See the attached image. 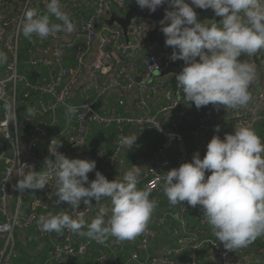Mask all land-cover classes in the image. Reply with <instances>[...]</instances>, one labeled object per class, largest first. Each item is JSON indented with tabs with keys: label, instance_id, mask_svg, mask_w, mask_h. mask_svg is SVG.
Wrapping results in <instances>:
<instances>
[{
	"label": "clouds",
	"instance_id": "9594fccd",
	"mask_svg": "<svg viewBox=\"0 0 264 264\" xmlns=\"http://www.w3.org/2000/svg\"><path fill=\"white\" fill-rule=\"evenodd\" d=\"M135 2L141 10L146 8L150 13L165 4L171 9H166L160 24L165 45L173 49L170 59L184 62L182 71L175 77L177 88L183 90L184 101L194 103L197 109L210 104L217 109L233 110L247 106L256 67L240 57H251L264 50V0ZM45 3L43 13L36 8L24 12L20 29L25 38L46 39L75 31L76 25L61 0H45ZM193 5L201 10L212 9L220 18L219 23L199 22ZM52 17L61 23H53ZM6 62L7 55L0 52V64ZM76 111L68 106L66 114L72 116ZM215 131H220L219 126ZM137 137L121 136L119 144L129 150ZM60 147L61 143L51 141L49 153L55 162L45 159L47 171L32 170L25 174L22 168L18 170L17 175L23 177L17 183L18 189L21 192L44 189L54 175L58 204L64 202L75 209L83 203L90 208L94 200L99 209L91 222L85 219L84 212L75 218L63 211L49 214L40 218L41 230L61 233L67 229L101 243L109 237L123 242L141 235L157 207V201L149 198L150 191L137 186L143 168L132 165L122 179L112 181L96 171L95 179L89 181L88 174L96 169V162L70 159L58 151ZM157 180L163 181L171 205L186 201L189 206H200L204 221L226 249L248 247L264 236V141L250 125L236 124L234 132L226 133L223 138L214 135L202 159L196 152L191 162L182 163ZM102 199L109 203L100 205Z\"/></svg>",
	"mask_w": 264,
	"mask_h": 264
},
{
	"label": "built area",
	"instance_id": "2783aa9c",
	"mask_svg": "<svg viewBox=\"0 0 264 264\" xmlns=\"http://www.w3.org/2000/svg\"><path fill=\"white\" fill-rule=\"evenodd\" d=\"M117 0H97V15L88 19L85 18H71L76 25L74 32L70 34L58 33L54 36H49L46 39L39 38L42 41H52L54 47L43 48L34 53V59L30 61V64L39 67L45 66L52 70L53 77L51 81L45 87H37L35 91L40 95H49L52 100L46 101L43 97L38 98L37 103L32 106L34 112L40 115L54 111L57 106H66L68 108L69 100L76 94L78 88L82 86L85 92L99 90L101 86V80L105 76H112V87H122L128 91H134L136 89V99L141 100L142 106H146L147 102L152 98L158 97L161 93L164 94L168 104L161 109V113L171 114L175 111H181L182 115H185L184 105L185 101L177 95L170 88V80L165 78L163 74L165 71L171 68L173 64H178L183 67V61L173 62L170 57L173 49L169 47L163 50L159 42L145 43V41L151 37L154 33L157 23L151 20L136 19L132 22L129 28V40L127 43H122L124 33L121 29H116L105 24L104 26H98V20L100 17H104L107 20L108 13H110L111 6ZM127 5H120L122 11H126L138 6L135 0H125ZM1 4L8 7V3L0 0ZM82 0H67L66 6L73 10H78L81 6ZM190 3V0H186ZM33 0H28L26 9L31 8ZM167 5V4H165ZM163 5V6H165ZM168 6V5H167ZM162 7V6H160ZM169 7V6H168ZM197 12L198 21L204 22L206 16L213 12L212 9L201 10L195 8ZM128 10V11H129ZM24 12L20 15L19 22L14 25V20L6 18L0 26V41L6 42L10 46V51L13 56L12 61L8 64V76L4 79H0V104L5 109V119L0 122V137L6 140L14 150L15 158L12 161H8L4 158H0V165L10 163V167L6 170V178L0 185V214L6 218V221L0 223V240L5 242V247L0 254V264H13V248L15 245V231L16 230H28L32 227H36L43 238H47L50 243L54 244L55 253L53 260L59 262V264H66L69 260H74L80 257H85L93 245H98L106 249H112V245L108 243V239L104 242L95 241L91 243H75L73 240V234L70 230H66V244L56 245V233L42 231L39 226L40 217L36 212L22 215L20 207L12 214L10 212L11 204V183L14 175H17L18 170L22 168V171L27 174L32 170L39 172L40 164L36 161L37 152L39 149L41 138L45 135L43 132L39 137L35 138L28 144H24L18 138V121L15 117V111L17 109L16 104V87L18 84L25 81V78L18 73V42L20 38V25L24 18ZM126 15V14H125ZM125 15L119 14L124 17ZM210 16V15H209ZM207 17V23L214 22ZM14 29H13V27ZM10 33V34H9ZM81 38L84 45L77 44V40ZM98 47V52L95 54L93 49ZM142 51L150 52L149 56L144 61V81L142 84L136 85V75L139 74L140 68L137 67L136 61ZM67 52H72V57L76 62V67L69 69L64 65L65 55ZM52 54V55H50ZM245 61L252 63L256 67V78L252 85H250L249 91H255L251 95V100L246 107L240 108L237 111L232 110L227 113L226 119L229 122V126L222 127L219 124L220 130L231 129L234 131L235 125L244 123L250 125L252 128L260 121L264 122V50L259 51L254 56H247ZM58 67L60 70H58ZM119 67V68H118ZM85 69H89L91 72L90 82L83 84V73ZM113 81L115 85L113 86ZM10 85L14 87V94L10 91ZM124 85V86H123ZM123 104V102H121ZM8 105V107H6ZM194 105V103H193ZM75 116L77 118V133L78 137L70 136L69 141L73 145L79 144L83 138L82 135L87 131L89 125H101L104 127H111L114 123H123L124 119L120 118L116 110H114L109 116L102 117L95 110V102L91 99L83 105L76 106ZM214 121V117L210 114H199V125L201 129L208 123ZM139 122V121H138ZM143 123L152 125L160 134L166 135L169 139L170 145L176 150L175 160L159 157L165 153L164 149H160L154 153L156 162L151 165H147V160L141 157L138 161V165H142L143 168L141 175L138 177V184L145 183L146 188L151 192H157L162 194L163 181L157 180L158 176H163L168 171L179 168L182 163L189 162L193 157L190 153L188 142L184 135L178 130L173 134H167L164 130L162 123L156 118L147 117ZM174 124L179 125L178 120H174ZM199 132V131H198ZM196 132V134H198ZM80 139V140H78ZM124 148L121 147L119 142L116 143L115 152L107 154L104 151L96 150V158L105 163H116L122 154ZM200 156L202 157V153ZM27 158V162H23L22 158ZM53 160L51 155H47L44 158ZM54 162V160H53ZM18 176V175H17ZM23 177L18 176V180ZM50 186V187H49ZM55 187L54 192L49 194L44 202L40 204V207L44 210H50L53 207H63L64 203H57L58 196H56L57 185L55 183L54 175L49 178V185L47 188ZM20 198L25 199L26 193L19 192ZM192 206H189L187 202H182L180 213L172 215L175 221L180 223L179 228L172 230L175 237L178 239V248H166L158 257L154 259H148L144 264H178L175 257L182 254L184 251L197 252L205 245L195 234L186 231L188 225L184 219V215ZM80 212L85 213V219L91 214L90 208L74 209L70 211L69 215L75 218ZM202 223L206 224L203 221ZM166 224V218L160 220V225ZM155 233L147 229L140 238L139 244L142 249L147 250L150 246L151 240L154 238ZM241 251L238 249H226L220 242L212 243L211 259L214 261L219 257L222 264H241L236 259V255ZM139 255H134L131 261H139ZM98 264H109L108 259L105 256H101L98 260ZM191 264H197L193 261Z\"/></svg>",
	"mask_w": 264,
	"mask_h": 264
},
{
	"label": "trees",
	"instance_id": "16d2710c",
	"mask_svg": "<svg viewBox=\"0 0 264 264\" xmlns=\"http://www.w3.org/2000/svg\"><path fill=\"white\" fill-rule=\"evenodd\" d=\"M66 2H67V0H63L62 4H65ZM89 2H95L94 3L95 7H92L91 11L89 10L90 9L89 8ZM126 2L127 1H125V0H117L116 2H114L111 6L110 13H108V16H111V14H116L118 16H119V14H121V15L127 14L129 7H127L126 11H124V10L122 11V9L120 7V5H123V6L127 5ZM8 5L10 6V8H8V9H6L5 6L0 7L5 12L3 15V20L1 22V25L4 22V20H6V18H8V17L10 18V16L19 17L21 15V13L23 12L22 10H23V7L25 6V3H23L22 5L17 4V3H11V4L8 3ZM31 8H36L38 10L39 9L41 10V8H43L44 10H46L45 0H33V5ZM28 9H30V7ZM43 9H42V11H43ZM71 11H72L71 15H70L71 18L88 19V18L94 17L97 15V0H82L81 6L78 8V10L71 9ZM209 14L211 16V19L214 22L219 23L220 18L216 17L214 12H211ZM104 21H105V18L100 17V19L98 20L99 28L106 24ZM56 23H61V22H56ZM113 28L120 29L118 26H114ZM128 38H129V40H131V37H128ZM127 42L128 41L126 40V37L124 36L122 38V43H127ZM0 44H5V46H6V43H3L1 41H0ZM50 44H54V43L52 41H42L39 39V37H35V36L32 37L31 39L25 38L22 34V31H20V38H19V42H18V73L20 76L25 78V81L18 84L17 88H16V104H17L19 113L23 112L26 109H32V106L37 103L36 100L38 98H40V96H39L40 94L37 93L35 91V89L37 87H45L48 84V81H46L41 86H37L32 82L31 73L39 71L40 69L43 68V66L35 67V66L30 64V61L32 59H34V55H33L34 53H37L38 50H40V49L49 47ZM79 45L81 46L82 44H79ZM160 45H161V43H160ZM11 56H12V54H11ZM11 56H8V54H7V62L2 64V67H4L6 70V77L8 76V70H7L8 64L10 63V61H12V58H13V56L12 57ZM146 56H147V54H146ZM245 58H247L246 55H242L240 57L241 61H245ZM141 59H142V57H141ZM142 60L137 59V61H136V65H137V67L140 68L141 73H143L142 70H144V67L142 66ZM70 62L72 63V65H70ZM64 65L69 69H73L76 67V62L72 57V52H67V55H65ZM165 78L170 79L169 77H165ZM13 88L14 87L12 85H10V91H13ZM254 92L255 91L252 90V91H250V94L253 95ZM195 110L200 114H210L214 118H217L219 116V112H221V107L219 109H217L216 107H214L213 105L210 104V105L202 107L200 109H197L195 107ZM4 119H5V109L3 108V105L0 104V122ZM39 119H40V114H38L37 112H34V111L32 113L28 114L27 119L21 118L18 121L19 126H18V133L17 134H18V138L20 139V141L22 143L28 144L32 140H34L35 138L39 137L43 132L45 133V135L41 138L39 149H38L37 156H36V161H38V163L40 164L39 172H45V171H47V168L45 167V164L43 161L47 155H50L49 147H50L51 141L53 139H56L57 142H59L60 138L57 135V132L53 133L50 130V126H45L42 122H39ZM40 127H48L49 129L45 132V131L40 130ZM76 129H77V127H76ZM253 129H255L257 134L261 137L262 141H264V122L260 121V122L256 123L254 125ZM89 130H90V134L92 135L91 143H89V146L92 149V152L88 153L89 157H87V160H90V161L94 160L96 162V169L93 172L88 174L89 181H92L95 179V172L96 171H99L101 174H103L109 181H112L114 179H120L119 176L123 177V173L120 172V162H121V158L123 157V153H124L125 149H123L121 156L116 161V163H118V165L116 163L105 164V163L99 161L96 158V155L94 154L95 149L104 151L107 154L114 153L116 143L119 142V138L121 137L119 135L120 134L119 130L118 131L113 130L112 127L106 128L104 130H96V128H93V126H91L89 128ZM155 131L157 132V130H155ZM155 131H153L154 136H155ZM226 133L232 134V132H228V131H219V132H216L215 130L211 131L209 134L210 140L214 135H219L221 138H223ZM159 136H162V135H159ZM57 137L59 138V140ZM155 137H157V136H155ZM162 137H163L162 138L163 141H161V140L157 141L158 146L150 148L151 144L149 143L147 145V149L138 148V151H137V153H135L134 157L138 158V159L140 157H144L146 160H148L146 156L150 157V155L152 154L153 151H154L153 152V155H154V153L160 149L168 150L169 146H168L167 140L165 139L164 136H162ZM68 150H69V148H68ZM195 151H196V148L192 149V147H191V149H190L191 155H194ZM202 151L204 152V154L206 153V149L204 150V148H203ZM138 154H144V155L139 156ZM0 158H4L8 161H12L15 158V153H14L12 146L10 144H8L6 142V140L3 139L2 137H0ZM52 158L55 159V157H53V156H52ZM70 159H76V158L72 157ZM191 160H192V158L190 159L189 162H191ZM8 167H10V163L5 162L4 164L0 165V185H1V182L6 178V170ZM112 171H114L115 173H112ZM207 175H210V173H206V176ZM113 176H115L116 178H113ZM85 186H87V185H85ZM137 186H138V188H141V189H147L145 183L138 184ZM54 189H55L54 186L51 188L45 187L44 189H34V190L25 189L24 192L26 193V198L22 199V202H21V213H22V215L36 212L38 214V216L41 218V217H46L49 214L55 215L61 211L69 214L70 211L74 210V208H72L70 205H67L64 202H63L64 203L63 207L56 206V207L51 208L50 210H44L41 207L37 208V206H36L37 203L40 201L41 202L44 201L49 194L54 192ZM17 195H18V187L16 185H14V187L12 188V202H11L12 207L17 205V200H18ZM149 198L155 199L157 201V203H161L162 201H164L163 204L160 205V207L164 205L166 200L168 201V198L166 197L164 192L162 194H159L157 192H151L150 191V197ZM92 203H93V206L91 207V214L86 218V220L88 222H91V217L93 216V218H94L98 212V209H99V205H96L94 200L92 201ZM107 203H109V202L106 199H102L100 201V205H104ZM11 205H10V207H11ZM181 206L182 205H176V206H173V208H171L168 212L165 211L161 216H159V218L156 220L155 223H153L154 219L152 217L149 224H148L147 229H150L154 232H157L158 230H157L155 224L158 225V222L160 220H162L163 218H166V222L168 220H170L172 225H173L172 227L179 228L180 224L175 222V220L173 221V219L171 217H172V215H174L176 213H180ZM83 208H85V205H83V203H82L79 208H75V209H83ZM196 212H198V213H196ZM184 217H185V220L189 224L190 232L192 234H195L196 237L199 238L202 242H205V245L203 246V248H201L197 252H192V251L186 250L182 253L183 255L179 254L178 256L175 257L177 262L179 263V260H180L181 262L182 261L185 263L188 262L187 264H191L193 261H195L197 264H216V259H214V261H212V260L208 261L207 257H208V255L209 256L211 255L212 243L219 242V241L213 235L211 227L207 223L206 224L202 223V221H203L202 208L200 206L191 207L188 210V212L184 215ZM188 217H192V220L189 219ZM5 221H6V218L0 214V223H3ZM32 230L36 231L37 236H36V234L33 235V237H35V238L30 239L29 242H27L26 239L22 240V239L16 238L15 245H14V248L12 251V253H13V258H12L13 264H59V262L53 260L54 253H55L54 244L50 243V241L47 238H43L40 235V232L37 230L36 227H32L26 231L31 232ZM66 230L67 229L63 230L61 233L55 232L56 233V237H55L56 245H62L63 246L66 244V241H65L66 234H67ZM21 231L26 232L25 230H21ZM140 236L141 235L137 236L134 240L130 241L133 245H136L135 250L133 252H131V254L129 252L128 247H126L127 245L125 244V242H127V241L121 242V241H118L115 237H109L108 243L112 245V247H113L112 249H106V248L100 247L98 245H93L92 248L90 249V251L88 252V255H86L85 257H80V258L74 259V260H69L66 262V264H98V260L101 256H105L108 259V261L110 260L111 264H115L113 262V259H114L113 256H117L118 262H120V263H116V264H129L131 262L132 257L134 255H139L138 252H140V250H142V247L139 244ZM73 240L75 243H78V244H81V243L94 244V242H95V240H90L86 237H81L75 233L73 234ZM174 241L176 242V245L174 244L175 246L173 248L177 249L178 248V244H177L178 239L175 238ZM36 242L45 244V246L47 248L46 249V255L48 256V258L46 259L47 261L45 263H39V262L34 261V259H32L26 263L25 262H23V263L18 262L16 257H17V255H19V251L22 250V251H24L25 254L30 253V251L28 250V245H31L32 250H35L36 248H38V245H33ZM4 247H5V242L0 240V254H1L2 250L4 249ZM107 250H111V251H107ZM163 251H161L158 254L151 255L152 257H148L146 259V261L148 259H154V258L158 257ZM19 258H21V255H19ZM236 258H238L237 261L241 264H264V236L259 237L255 242L250 244L248 247L241 248V251L237 253ZM258 258L260 259V261H257ZM85 261H87L88 263ZM146 261H144V263Z\"/></svg>",
	"mask_w": 264,
	"mask_h": 264
},
{
	"label": "crops",
	"instance_id": "0c3cea01",
	"mask_svg": "<svg viewBox=\"0 0 264 264\" xmlns=\"http://www.w3.org/2000/svg\"><path fill=\"white\" fill-rule=\"evenodd\" d=\"M3 1L10 3V4L11 3H17L20 5L25 3V5H26L28 0H3ZM62 1L63 0H61V4H62ZM1 3L2 2H0V7L3 6ZM94 3L95 2H89V8H90L89 10L90 11H91L92 7H95ZM62 5L64 6L65 11H68L71 15L72 11L69 7L66 6V3L62 4ZM5 8L8 9V8H10V6L5 7ZM42 9L43 8H41V10L39 9V11L41 13H43L45 11L44 9L42 11ZM4 13H5L4 10H2L0 8V26H1V22L3 20ZM209 15L210 14H208L205 18L206 22H207V17ZM10 18H11V20H14L17 17L10 16ZM109 18H110V16H107V19H109ZM208 19H210V16ZM52 22L56 23V22H60V21L56 20L55 17H52ZM208 22H209V20H208ZM14 23H15V20H14ZM128 40H129V38H128ZM150 42L151 41H150V37H149L145 41V43L149 44ZM3 43H6V42H3ZM77 44L78 45L79 44L84 45L83 40L81 38H79L77 40ZM161 45L163 46V47L161 46L163 50L168 49L170 47V46H166L165 42L161 43ZM49 47H54V44H50ZM49 47H46V48H49ZM9 49H10V46L8 43H6V46H5V44H0V52H4L6 55L8 54V56H11V54H10L11 51ZM93 51L96 54L98 52V47L95 46ZM146 54L148 56L150 54V52L142 51L138 57V59H140V60L143 59L142 60V66L143 67H144V65H143L144 61L147 58ZM50 55H52V54H50ZM141 57H142V59H141ZM70 65H72L71 62H70ZM58 70H60L59 67H58ZM142 72L143 73H141V70H140L139 74L136 75V85L142 84V82L145 79L144 70H142ZM53 74L54 73L52 72V70L50 68L43 66V68L40 69L39 71L31 73L32 82L37 86H41L46 81H48V83H49L53 77ZM112 76L103 77V79L101 80V86L102 87L96 91L93 90V91L85 92L83 90L82 86H80L78 88L76 94L69 100V105L72 107L80 106V105L85 104L87 102V100L91 99L95 102L96 112L99 115H101L102 117H107L114 110H116L119 117L124 119V122L121 124H119V123L112 124L111 125L112 129L117 130V131L119 130L120 136H131V135H137L138 136L137 140H136L135 144L132 146V148L129 150H124L123 157L121 158V162H120V172L123 173V175H124L126 170H129L132 167V165H135V166H138L141 168H146V167H143L142 165L140 166L137 164L141 157L138 159V158H135L134 155H135V153H137L138 148L147 149V145L149 143L151 144L150 148L158 146L157 141H160V140L163 141L162 136H164L165 139L167 140L169 149L165 150L164 155L159 157L158 160H160L162 158H165V159L168 158V159H171L172 161L175 160L176 150L173 146L170 145V142H168L169 139H167V136L160 134L158 131L156 132L155 131L156 129L152 125L142 122V121H145L147 117L158 119L162 123L164 130L167 134H173L177 130L179 132H181L185 136L186 141L188 142L189 149H191V147H192V149L196 148V151L194 153H196V152L202 153L201 159L204 156V152L202 150H203V148L205 150L207 147V144L210 142L209 134L211 131L215 130L216 124H219L222 127L229 126V122L226 119L227 113H225V109L223 107H221V112H219V116L217 118H214L213 122L208 123L202 129H201L199 122H198L200 113H198L195 110V106L193 105L192 102L187 103L185 101V105L183 107L184 111H185V115H182L181 111H175V112H172L171 114L161 113V109L168 104L163 93H161L158 97L152 98L150 101H148L146 106H142L140 103L141 100L136 99V92H137L136 89H134V91H128V90L123 89L122 87H120V88L112 87L111 88L109 85L111 84ZM174 76H175V74H170V75L164 76V77L170 78L169 80H170L171 90L177 95V97L183 99V96H184L183 90L178 89L175 91L172 87V79ZM5 77H6V70L4 67H2V64H1L0 65V79H4ZM90 77H91L90 70L85 69L84 73H83V78H82L83 84H87L88 82H90ZM13 91H14V88H13ZM13 91H12V93L14 94ZM39 96L43 97L46 101L52 100V98L46 94L39 95ZM121 102H123V104H121ZM67 111H68V108L66 106H63V105L57 106L54 111H50V112H47V113L40 115L39 122H42L45 126H50V130L53 133L57 132V135L59 136L60 141L57 142L56 139H55V141H56V143L62 144V147L58 148L59 152L61 151V153H63L68 158L75 157V158L87 160V157H89L88 153L92 152V149L89 146V143H91V139H92V135L90 134L89 128L91 126H93V128H96V130H104L107 127L97 125V124L89 125V127H87V131L82 135L83 140L79 144L73 145L72 143H70L69 138H70V136L78 137V133H77V129H76L77 118L75 115H72V116L67 115L66 114ZM28 114L29 113L27 112V109L24 110L23 112L19 113V110L17 107V109L15 111V117L17 118V121H19L21 118L27 119ZM174 120H178L180 122V124L179 125L174 124ZM48 129H49L48 127H40V130L45 131V132ZM153 131H155V136H157V137L154 136ZM220 131H228V132H232V133L234 132V131H231V129L230 130L229 129H227V130L221 129ZM196 132H198V134H196ZM159 135H162V136H159ZM59 138H58V140H59ZM78 140H80V139H78ZM68 148H69V150H68ZM95 151H96V149L94 150V154H95ZM153 152L150 155V157L146 156L148 159L147 165H151L154 162H156V158L154 157ZM138 155L141 156L144 154H138ZM22 160H23V162H27V158H25V157L22 158ZM53 160L55 162L54 158H53ZM116 164L118 165V163H116ZM112 173H115V172L112 171ZM113 178H116V177L113 176ZM119 178L122 179L123 177L119 176ZM18 181H19L18 176L14 175L12 178V183H11V191H12V188L14 187V185L17 186ZM19 192H20V190L18 189L17 205L12 207V205L10 204L11 205L10 212L12 214L18 209V207H20V209H21L22 200L20 198ZM11 202H12V197H11ZM42 202H44V201H42ZM42 202L40 201L37 203V205H36L37 208L40 207V204ZM163 202L164 201H162L161 203H157V207L154 210L153 215H152V217L154 219L153 223H155L156 220L159 218V216H161L165 211L168 212L171 208H173V205H171L169 203V201H167V200L165 201L164 205L160 207V205L163 204ZM196 213H198V212H196ZM92 218H93V216L91 217V219ZM188 218L192 220V217H188ZM184 219H185V217H184ZM173 221H174V219H173ZM175 222L180 224L178 221H175ZM187 225H188V227H187L186 231L190 232V227H189L188 222H187ZM155 226H156L158 231L157 232L153 231L155 233V236L151 240L149 248L147 250L142 249L143 251L140 250V252H138L140 260L137 262L131 261L129 264H143L144 261H146V259L148 257H152L151 255L158 254L161 251H163L164 249L173 248L176 245V242L174 241V239L175 238L177 239V237H175L173 232H172L174 227H172L173 225H172L170 220H168L165 225H160V221H159L158 225L155 224ZM26 232L21 231V230H16L15 231V240H16V238L22 239V240L26 239V241L29 242L30 239L35 238V237H33V235L36 234V236H37V233L34 230H32L31 232H27V233ZM125 244L127 245L126 247H128L129 252L131 254V252H133L135 250L136 245H133L130 241L125 242ZM33 245H38V248H36L35 250H32L31 245H28V250L30 251V253H28V254H25L24 251H22V250L19 251V255H21V258H19V255H17L16 259L18 260V262H21V263L25 262L26 263L32 259H34V261L39 262V263H45L47 261L46 259L48 258V256L46 255V249L47 248H46L45 244L36 242ZM107 251H111V250H107ZM113 257H114L113 262L115 264L120 263V262H118L117 256H113ZM210 259H211V255L210 256L208 255L207 260L211 261ZM175 260H176V258H175ZM235 260H238V258H236ZM257 261H260V259L258 258ZM85 262H87V261H85ZM108 262H109V264H111L110 260ZM176 262H177V260H176ZM182 262L179 260V263L178 262L177 263L178 264H187L188 263V262L187 263H185V262L182 263ZM216 264H222V261L220 258H216Z\"/></svg>",
	"mask_w": 264,
	"mask_h": 264
},
{
	"label": "water",
	"instance_id": "95a60500",
	"mask_svg": "<svg viewBox=\"0 0 264 264\" xmlns=\"http://www.w3.org/2000/svg\"><path fill=\"white\" fill-rule=\"evenodd\" d=\"M170 10L167 5L158 7L157 10L154 13H150L148 9L141 10L139 6L134 7L133 9L129 10L127 14L124 17L118 16L116 14H111L110 18L105 20L104 22L110 26H118L124 33V36L126 37L127 41L129 37V28L132 24V22L136 19L141 20H151L157 23V27L154 31V33L150 37L151 42H165L166 37L161 31V24L160 21L164 18L165 11ZM170 23V22H167ZM164 26H167L165 24ZM182 71V67L178 64H173L170 69L165 71L163 76H168L170 74H175V76L172 79V87L176 91L177 88V81L175 79L176 75L179 74ZM219 258V257H217Z\"/></svg>",
	"mask_w": 264,
	"mask_h": 264
},
{
	"label": "rangeland",
	"instance_id": "374dc122",
	"mask_svg": "<svg viewBox=\"0 0 264 264\" xmlns=\"http://www.w3.org/2000/svg\"><path fill=\"white\" fill-rule=\"evenodd\" d=\"M25 7H26V5L23 7V12H24V10H25ZM23 14V13H22ZM22 14H21V16H22ZM19 19H20V16L19 17H17L16 19H14L15 20V23H14V25H17V23L19 22ZM13 27V26H12ZM13 29H14V27H13ZM229 110H232V114L234 113V111H237L238 112V110H233V109H225V113H230L231 111H229ZM47 186V185H46ZM50 187V186H49Z\"/></svg>",
	"mask_w": 264,
	"mask_h": 264
}]
</instances>
